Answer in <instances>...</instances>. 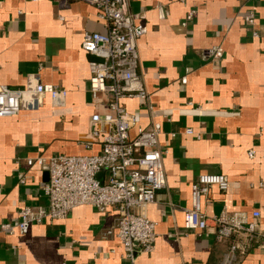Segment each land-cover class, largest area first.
<instances>
[{
  "label": "crops",
  "instance_id": "0c3cea01",
  "mask_svg": "<svg viewBox=\"0 0 264 264\" xmlns=\"http://www.w3.org/2000/svg\"><path fill=\"white\" fill-rule=\"evenodd\" d=\"M157 5L167 10L164 19L157 17ZM127 10L143 15L139 22L147 26L138 40V73L149 98L147 106L135 98L123 105L138 111L144 128L161 125L166 184L147 207L157 223L154 248L137 249L131 262L120 242L105 233L117 209L101 213L82 205L64 219L33 223L24 235L0 230V264H222L230 240L183 228L191 184L203 173L228 181L225 191L214 186L203 197L206 216L226 209L250 218L258 210L264 231V0H128ZM190 10L194 16L182 26ZM250 11L253 26L244 19ZM95 13L79 0H0V85L16 89L40 82L66 90L62 106L46 96L36 109L0 117V223L16 222L23 207H48L42 189L48 174L28 167L27 158L100 150L96 142L84 146L91 115L106 111L108 102L107 94L90 93L92 57L81 48L85 31L106 32ZM217 45L224 54L215 70L202 55ZM261 238L245 253L236 251L230 264H264Z\"/></svg>",
  "mask_w": 264,
  "mask_h": 264
},
{
  "label": "built area",
  "instance_id": "2783aa9c",
  "mask_svg": "<svg viewBox=\"0 0 264 264\" xmlns=\"http://www.w3.org/2000/svg\"><path fill=\"white\" fill-rule=\"evenodd\" d=\"M79 1L92 5L97 19L106 28L105 33L85 31L81 40L82 50L92 57L88 61L89 91L93 97L99 93L108 95L106 111L91 115L90 139L84 141L86 148L96 142L100 150L95 154L27 158L28 167L37 166L48 174L42 187L49 200L48 207L37 210L23 207L18 211V220L0 223V230L24 235L33 223L64 219L78 206L88 205L101 213L114 207L118 215L105 233L120 242L124 255L133 262L137 249L148 253L154 248L157 223L149 219L147 207L154 201L156 191L166 184L163 150L158 145L160 123L155 121L144 128L138 111L123 105L125 99L135 98L147 106L149 93L138 73V40L147 32V26L139 22L143 15L128 12V0ZM156 11L158 19L168 15L161 5L156 6ZM194 12L186 13L182 26L192 20ZM244 19L247 25L255 23L252 11ZM253 36L258 33L253 31ZM223 54V47L217 45L205 50L202 56L218 70ZM180 82L185 84L187 76H182ZM46 96L59 107L64 104L66 90L40 82L16 89L0 85V117L14 116L22 109H36ZM132 129L134 135L130 133ZM186 133L191 134V129ZM102 171L106 177L100 180L97 174ZM20 182H25L24 177ZM214 186L225 191L228 187L225 175L203 173L191 184L190 207L183 212V228L199 234L209 230L217 240H230L222 264H230L236 251L245 253L259 236L262 238L257 247L264 249L258 210H253L250 218L226 209L212 217L205 215L202 199Z\"/></svg>",
  "mask_w": 264,
  "mask_h": 264
}]
</instances>
